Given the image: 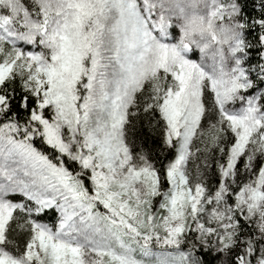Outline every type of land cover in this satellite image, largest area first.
<instances>
[{"label": "snow or ice", "instance_id": "obj_1", "mask_svg": "<svg viewBox=\"0 0 264 264\" xmlns=\"http://www.w3.org/2000/svg\"><path fill=\"white\" fill-rule=\"evenodd\" d=\"M0 264H264V0H0Z\"/></svg>", "mask_w": 264, "mask_h": 264}]
</instances>
